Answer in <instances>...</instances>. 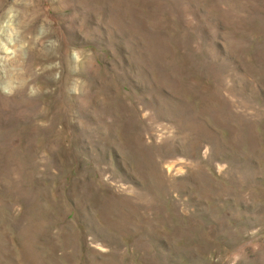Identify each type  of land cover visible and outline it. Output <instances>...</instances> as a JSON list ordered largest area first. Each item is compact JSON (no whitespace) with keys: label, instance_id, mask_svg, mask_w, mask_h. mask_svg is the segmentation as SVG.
Returning a JSON list of instances; mask_svg holds the SVG:
<instances>
[{"label":"rangeland","instance_id":"1","mask_svg":"<svg viewBox=\"0 0 264 264\" xmlns=\"http://www.w3.org/2000/svg\"><path fill=\"white\" fill-rule=\"evenodd\" d=\"M0 264H264V0H0Z\"/></svg>","mask_w":264,"mask_h":264}]
</instances>
